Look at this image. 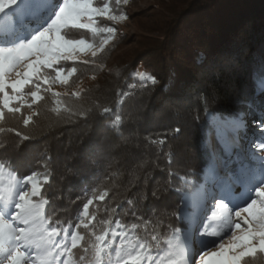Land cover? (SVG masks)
I'll use <instances>...</instances> for the list:
<instances>
[{"label":"snow or ice","instance_id":"6c2138e0","mask_svg":"<svg viewBox=\"0 0 264 264\" xmlns=\"http://www.w3.org/2000/svg\"><path fill=\"white\" fill-rule=\"evenodd\" d=\"M127 2L0 0V135L15 137L0 140V264H264V108L252 113L255 132L248 133L244 113L213 112L217 94L199 95L192 119L203 116L208 130L206 162L194 168L169 160L155 186L141 187L144 178L125 163L143 151L159 158L182 131L145 123L138 89L153 91L159 79L137 69L114 102L97 96L74 107L65 99L80 102L90 91L72 89L82 69L103 71L98 60L115 40L113 25L127 19L120 11ZM49 100L67 122L102 125L90 145L95 157L83 162L99 178L74 216L75 201L59 203L64 197L52 188L57 168L65 179L81 174L70 163L76 154L61 160L47 145L32 152L38 138L28 129ZM162 103L174 114L183 107L179 98ZM125 173L135 178L113 203Z\"/></svg>","mask_w":264,"mask_h":264},{"label":"trees","instance_id":"16d2710c","mask_svg":"<svg viewBox=\"0 0 264 264\" xmlns=\"http://www.w3.org/2000/svg\"><path fill=\"white\" fill-rule=\"evenodd\" d=\"M151 10L142 12V23L135 17L136 25L145 35L116 58V67H108L104 72L113 53L125 44L124 36L110 44L99 58L103 71L82 69L81 79L72 85V89L90 78L91 81L82 87L90 90L84 99L75 102L74 98H65L74 107L87 106L97 96L109 97L114 102L115 89L130 83L129 73L137 69L147 70L159 79L160 83L153 91L138 89L144 93L139 102L148 117L145 123L152 130L178 125L182 131L171 140L170 146L164 148L159 158L151 151H143L134 160L121 161L126 168L144 178L141 187L155 186L164 175L161 169L169 160L179 159L194 168L206 162L210 151L208 130L203 116L199 122L192 119L199 95L211 96L215 92L218 99L210 104V110L233 115L244 113L248 125H252L255 118L252 113L264 108V87L261 86L264 82V0H167V3L162 0L159 8ZM120 11L126 13L122 5ZM93 71L96 80L91 79ZM169 98L181 100L183 107L178 114L164 107L162 101ZM52 107L51 100L42 102L40 115L34 118L35 127L28 129L38 138L32 152L47 145L61 160L76 154L70 163L82 169L81 174L65 179L57 168L52 188V192L64 197L59 203L67 205L69 200L75 201L68 212L74 216L82 207L84 190L99 178L97 170L83 162L95 157L90 145L102 134V125L83 118L67 122L66 114L57 115ZM10 124L16 125V121ZM240 135L243 137V132ZM6 138L15 139L12 134L0 135V140ZM134 178L128 173L119 178L113 203L122 199L127 187L125 181ZM100 215H103L102 210ZM124 221L131 223V218L125 216ZM138 234L143 235V230H138Z\"/></svg>","mask_w":264,"mask_h":264},{"label":"rangeland","instance_id":"374dc122","mask_svg":"<svg viewBox=\"0 0 264 264\" xmlns=\"http://www.w3.org/2000/svg\"><path fill=\"white\" fill-rule=\"evenodd\" d=\"M160 1L162 0H128L126 4H121L122 7L126 9V15L127 19L124 21H121L117 24H115L114 27L117 28V33L114 41L122 40L121 38L124 36L126 37V40L123 41L125 43L124 45L119 46L116 51L113 53V55L110 57V59L107 62V66L104 69V72L108 67L114 68L117 65V57L122 54L123 51L126 49H129L130 46L133 45V43L142 35H145L143 31L139 29V27L135 23V17H138V20H141L142 12H149L153 7L160 6ZM164 3H167V0H163ZM152 11V10H151ZM147 12L145 14H147ZM142 23V20H141ZM113 41V42H114ZM127 41V43H126ZM112 42V43H113ZM130 44L126 46L128 43ZM111 43V44H112ZM91 80L90 78H86L81 83H79L77 86L82 88L85 84L89 83ZM76 86V87H77ZM75 87V88H76ZM74 88V90H75ZM57 91H63L61 88H57ZM263 108V107H262ZM255 132V128L253 125H248V133ZM244 135V132H243Z\"/></svg>","mask_w":264,"mask_h":264}]
</instances>
